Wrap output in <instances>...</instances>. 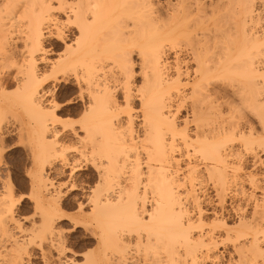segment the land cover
I'll use <instances>...</instances> for the list:
<instances>
[{
    "label": "bare ground",
    "instance_id": "bare-ground-1",
    "mask_svg": "<svg viewBox=\"0 0 264 264\" xmlns=\"http://www.w3.org/2000/svg\"><path fill=\"white\" fill-rule=\"evenodd\" d=\"M96 2L54 0L60 9L52 10L46 5L53 0H0V47L19 49L23 54L38 36L39 21H45V40H50L56 19L73 15L83 20L89 12L88 5ZM103 2L108 6L92 10L96 12L97 24L90 30L84 51L94 55L99 71L107 79L114 68L105 72V67L110 61L118 66V53L132 47L142 50L143 57L137 55L133 63L148 77L147 94L150 98L165 97L168 120L161 122L168 128L179 129L175 145H167L170 159L162 160L160 146L147 143L138 133L136 143L124 151L117 166L116 183L110 185L111 196L115 197L113 203L123 196L120 206L134 211L139 200L143 213L145 192L140 190L146 189L151 194L158 181L166 180L175 191L176 208L173 215L165 197L160 215L148 226L152 239L147 234L143 239L131 234L126 239L121 236L115 242L114 252L123 253L136 245L135 251L143 249L146 259L152 253L153 264L161 260L165 264L187 260L195 264H264V172H261L264 158L259 133L253 140L250 131L246 133L240 126L235 113H223L218 104L214 107L205 86L212 80L215 96L224 87L222 83L217 87L215 82L227 80L259 113L260 97L264 94V24L259 0ZM113 4L126 6L113 7ZM49 47L47 58L53 62L51 55L58 53ZM45 59L41 55L37 67ZM4 68L0 58V73ZM7 82L8 78L0 75V83ZM11 82H15L14 78ZM144 82L142 79L141 83ZM54 84L57 94L64 88L78 87L62 75ZM133 86L140 90L134 82ZM13 103L0 95V113L11 110ZM13 116L12 121L0 126V142L5 135L23 132L28 136L34 130L26 114L20 113L16 119L17 112L13 111ZM150 118L160 121L155 113H150ZM140 124H143L142 114L137 120V126ZM241 136H248L246 147ZM137 144L141 151H136ZM222 145H226L223 152L219 151ZM240 167L242 172L238 170ZM121 176L125 178L123 182ZM10 186L14 182L9 176L6 180L0 178V264H35L42 256L32 245L30 231L17 232L23 226L15 218V210L9 214L11 199L7 202L2 199L4 188ZM16 208L20 216L25 214L22 204ZM178 217L188 223L181 227ZM123 227L124 224L117 222L110 226V231ZM161 239L168 243L157 251ZM175 245L180 246L179 250ZM112 254L110 250L109 255Z\"/></svg>",
    "mask_w": 264,
    "mask_h": 264
},
{
    "label": "snow or ice",
    "instance_id": "snow-or-ice-1",
    "mask_svg": "<svg viewBox=\"0 0 264 264\" xmlns=\"http://www.w3.org/2000/svg\"><path fill=\"white\" fill-rule=\"evenodd\" d=\"M46 6L60 9L54 0ZM107 6L103 0H97L88 5L89 12L83 20L73 15L56 19L50 40H45V21H39L38 36L23 54L19 49L0 47V58L5 65L0 75L9 81L0 83V95L14 101L11 110L0 113V126L12 121L13 111H16L15 118L18 119L20 113L26 114L34 129L28 136L23 132L5 135L0 142V175L9 168L16 172L15 185L4 188L2 199L5 202L11 199L9 214L15 210V218H19L23 226L17 232L30 231L32 245L42 256L35 264H153L151 252L147 259L143 249L135 251L136 245L123 253L114 252L115 242L121 236L126 239L129 234L141 239L147 234L151 240L152 230L148 226L160 215L165 197L175 215L176 194L166 180L158 181L151 194L146 189L140 190L145 192L143 213L139 200L134 211L120 206L123 196L113 203L115 197L111 196L113 188L110 185H115L119 175L117 166L128 146L136 143L137 133L147 143L160 146L163 160L171 158L167 145H175L179 129L168 128L161 122L168 120L165 97L153 95L150 98L147 94L148 77L133 63L137 55L143 57L142 50L132 47L118 53V66L110 61L105 67V72L114 68L107 79L99 71L94 55L84 51L90 30L97 24L96 12L92 10ZM258 6L264 24V0H259ZM49 45L58 53L51 55L53 62L47 58L51 52ZM41 55L46 59L37 67ZM61 75L78 87L70 86L57 94L54 82ZM13 78L14 83L11 82ZM197 78H200L199 72ZM133 82L139 86V91ZM213 83L209 80L205 85L213 106L218 104L220 110L229 115L235 113L240 126L246 133L250 131L253 140L259 133L261 157L264 158V94L260 97L261 108L257 113L227 80L215 82L217 87L221 83L224 87L213 96ZM150 113L158 115L160 121L151 119ZM141 114L143 124L137 126ZM37 124L39 129H36ZM240 139L246 147L248 136ZM224 147L226 145L219 146V151L223 152ZM244 150L242 147L241 151ZM136 151H141L138 144ZM238 170L242 172L243 167ZM120 179L123 182L125 178L121 176ZM29 201L28 211L20 216L16 206ZM176 220L181 227L188 223L182 217ZM117 222L125 227L110 231V226ZM167 243L161 239L157 251ZM175 247L179 250L180 246ZM110 250L114 253L111 256ZM121 255L123 258H118ZM159 264L165 262L161 260ZM180 264L195 262L187 260Z\"/></svg>",
    "mask_w": 264,
    "mask_h": 264
},
{
    "label": "rangeland",
    "instance_id": "rangeland-1",
    "mask_svg": "<svg viewBox=\"0 0 264 264\" xmlns=\"http://www.w3.org/2000/svg\"><path fill=\"white\" fill-rule=\"evenodd\" d=\"M7 175L11 178V180L14 182V185H15L14 177L16 176V172L9 168L4 174L1 175L2 176V177H0L1 180L2 179L6 180V178H8ZM22 205H23V209H25V211L27 212L30 204H28V202H27L24 204L22 203ZM25 211H24V213H26Z\"/></svg>",
    "mask_w": 264,
    "mask_h": 264
}]
</instances>
